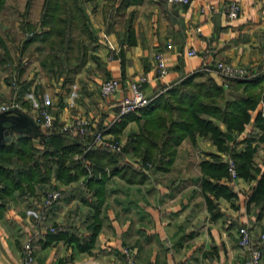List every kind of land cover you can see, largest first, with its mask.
Here are the masks:
<instances>
[{
	"label": "crops",
	"instance_id": "crops-1",
	"mask_svg": "<svg viewBox=\"0 0 264 264\" xmlns=\"http://www.w3.org/2000/svg\"><path fill=\"white\" fill-rule=\"evenodd\" d=\"M26 1L4 0L0 9L6 15L15 12L19 17L14 32L20 36L29 32V26L40 29L43 0H30L23 20ZM80 1L96 40L85 42L89 54L72 83L62 85V77L55 80L44 75L39 65L46 54L43 43L27 41L26 56L22 58L20 49L25 38L20 44L16 41L14 47L7 44L9 59L4 60V50L0 48V101L14 91L13 98L26 104L22 111L30 108V100L24 98L28 96L46 107L56 125L81 117L99 129L112 122L118 102L129 94L130 83L139 77L147 78L143 90L151 99L183 77L199 72L204 63H230L250 70L249 75L260 67L264 70V0H190L187 5L167 0ZM230 2L238 3L241 9L235 20L227 17ZM106 41L113 51L108 50ZM34 48L40 51L31 52ZM189 50L195 54L188 55ZM157 52L163 54L168 70L162 78H157ZM19 62L23 65L19 81L29 84L21 94L18 87L11 90L18 77L15 67ZM209 76L219 83L223 81L214 71ZM109 78L119 81L120 91L101 97L100 84ZM263 106L260 103L252 116ZM219 126L224 130L223 125ZM31 128L28 123L23 129ZM252 129L249 123L240 134H232L227 146L241 151L242 139ZM136 132V123L128 121L117 137L125 143ZM105 134L116 138L112 132ZM34 143L42 146L38 138ZM174 148V160L167 170L143 169L141 180L102 171L98 177L105 175L108 179L98 207L91 205L96 197L83 185L85 176L63 184L51 175L39 190L51 186L63 194L47 210L46 222L29 214L39 194L22 198L14 192L0 210V264H22L27 243L32 246L35 264H116L122 259L123 248L132 252L137 264H241L245 252L237 245V229L245 226L254 237L264 229V209L260 213L258 207L247 210L245 206L255 181L236 178L232 184L229 182L237 198H214L209 194L213 204L209 209L201 189L199 163L213 156L225 162L228 154L202 136L194 141L184 138ZM122 161L118 167L124 163L139 167L138 157L127 154ZM254 163L263 167L264 143H259ZM35 189L38 191L36 186ZM94 221L99 230L90 240L88 226ZM49 224L55 231L65 233L53 236L55 231H49ZM84 245L88 248L80 249ZM259 264H264V248Z\"/></svg>",
	"mask_w": 264,
	"mask_h": 264
},
{
	"label": "trees",
	"instance_id": "trees-1",
	"mask_svg": "<svg viewBox=\"0 0 264 264\" xmlns=\"http://www.w3.org/2000/svg\"><path fill=\"white\" fill-rule=\"evenodd\" d=\"M3 3L4 0H0V9ZM29 5L30 0H27L21 14L23 20L27 18ZM29 27L31 34L26 37L22 49L27 41L43 43L46 54L39 65L44 75L55 80L62 77V85L72 83L75 73L84 66L89 54L85 42L90 44L96 40L81 1L43 0L40 29ZM0 48L4 50V60L9 59L1 36ZM21 66L19 62L15 67L18 77L14 81L20 94L29 87L27 82L19 81L23 72ZM210 73L200 70L185 76L165 91L156 93L146 106L124 115L119 122L112 121L107 127L99 128L103 133L112 132L115 140L119 141L117 136L126 123H136L137 132L127 137L120 154L94 146L91 135L42 134L35 124L29 132H14L11 139L0 146V210L8 199L14 197V192H17V197H35L44 190L40 191L51 175L63 184L85 176L83 185L97 198L91 205L98 207L103 201L104 185L108 179L105 175H98L102 171L104 173L105 167H110V175L141 180L143 169H168L174 160L175 144L184 138L194 141L197 136H202L207 137L218 150L228 154L227 159L235 163L237 178L255 181L245 206L247 210L250 206L258 207L261 213L264 209V165H256L254 157L259 143H264V106L255 116L252 113L260 103H264V72L260 67L255 73L249 75V70L244 76L223 79L221 83L209 76ZM204 76V80L197 81V78ZM21 103L26 105L25 102ZM13 111L16 110L9 113L13 114ZM218 123L223 125L224 130ZM249 123H252L253 129L242 139V150L228 147L226 141L233 139L232 134H240ZM35 138L42 145L39 149L35 146ZM124 153L138 157L139 167L130 164L118 167ZM75 154H79L80 158L73 159ZM199 168L202 173L201 189L209 209L213 205L209 194L214 198L238 197L232 185L228 184H232L234 179L226 161L213 156L212 160H202ZM222 180L226 183H221ZM35 186L38 188L36 192ZM80 193L87 201L84 192L80 190ZM88 230V237L93 240L99 224L94 221ZM53 233V236L61 237L65 232L56 229ZM83 248L88 247H80Z\"/></svg>",
	"mask_w": 264,
	"mask_h": 264
},
{
	"label": "built area",
	"instance_id": "built-area-1",
	"mask_svg": "<svg viewBox=\"0 0 264 264\" xmlns=\"http://www.w3.org/2000/svg\"><path fill=\"white\" fill-rule=\"evenodd\" d=\"M171 3H178L182 5L189 4L190 0H167ZM241 12L240 6L236 2H230L227 7V17L230 20H235L239 17ZM105 38V36H104ZM109 51H113V46L106 41ZM194 50H189L188 55H194ZM157 78H162L167 75V65L165 58L161 52H157L154 55ZM201 70L216 72L222 79H227L235 76H244L247 74V69L239 66H235L230 63L216 62L214 65L204 63ZM264 72V70H263ZM147 78L139 77L129 85V94L122 97L118 102L116 110L113 113L112 121H120L121 118L131 112H135L139 108L146 106L149 103V97L144 93L143 85L147 82ZM12 89H16V84L13 81ZM120 91L119 81L116 78L105 79L101 82L99 87V94L101 97H107L116 94ZM26 100H30V108L26 111L31 117L32 121L40 127L44 134H50L54 132L69 134V135H91L92 144L97 147L108 149L110 152L119 154L123 148V141H116L113 137L103 133L100 129H97L89 120L81 117H75L64 124L56 125L46 107L41 106L33 98L24 97ZM10 110H23L21 101L17 98H13L7 103L0 105V112ZM26 111H22L25 112ZM80 156L75 155L74 159H79ZM229 166L230 174L233 179H236L235 163L232 159L225 160ZM136 161L133 160V163ZM104 172L109 173L107 168ZM38 198H35V208L29 210V214L36 220L48 221L47 210L52 208L55 203L59 202L62 198V190L51 186H46L44 191L39 193ZM49 231H55V227L49 224ZM237 245L240 250L245 252V256L241 261V264H259L262 257V250L264 248V229L261 230L257 236H253L252 233L245 227L240 226L237 229ZM33 249L30 244L25 245L24 258L22 264H35L33 259ZM122 259L116 264H137L132 252L128 248H123L121 251Z\"/></svg>",
	"mask_w": 264,
	"mask_h": 264
},
{
	"label": "rangeland",
	"instance_id": "rangeland-1",
	"mask_svg": "<svg viewBox=\"0 0 264 264\" xmlns=\"http://www.w3.org/2000/svg\"><path fill=\"white\" fill-rule=\"evenodd\" d=\"M7 11V10H6ZM15 14V12H13V13H10V14H8V15H6V14H4L3 13V11H0V36H1V38H2V40H3V42H4V45L7 47V44L8 45H11V46H15V43H16V41H18L19 40V44H20V42H21V40L22 39H25L29 34H31L30 33V31L29 32H27V33H23L21 36L20 35H17L15 32H14V28H15V25L18 23V21H19V17H17V16H15L14 15ZM5 28H8V29H10L9 30V32L8 33H5V32H3L2 30H5ZM12 29H13V31H12ZM4 38H3V37ZM8 36H10V37H8ZM19 46V45H18ZM15 49V48H14ZM39 48H34L33 50H31V52H33V53H37V52H39L40 50H38ZM109 50V49H108ZM26 52H27V50H23V55H21V57L23 58V57H25L26 56ZM17 57H18V55H17ZM30 68H32V67H30ZM201 80H204V78H201V77H199V78H197V81H201ZM12 87V86H11ZM11 90H13L12 88H11ZM14 95H15V93H14V91L11 93L10 92V95H9V98L8 99H5V100H1L0 101V105L2 104V103H7V102H9L13 97H14ZM100 95V94H99ZM115 139V138H114ZM121 139V138H120ZM35 146L39 149V148H41L38 144H35ZM120 153H122V151L120 152ZM119 153V154H120ZM75 155H78L79 156V154H75ZM74 155V156H75ZM126 155L127 154H125L124 153V158H126ZM74 156H73V159H74ZM128 157V156H127ZM134 161H136L137 162V160H134ZM122 162H124V161H122ZM138 163H140V162H138ZM125 164V163H124ZM127 164V163H126ZM130 164V163H129ZM105 168H107L108 170H110V167H105ZM60 183H63V182H60ZM82 185V184H81ZM58 186H60V185H58ZM61 188V187H60ZM62 193H63V191H62Z\"/></svg>",
	"mask_w": 264,
	"mask_h": 264
},
{
	"label": "water",
	"instance_id": "water-1",
	"mask_svg": "<svg viewBox=\"0 0 264 264\" xmlns=\"http://www.w3.org/2000/svg\"><path fill=\"white\" fill-rule=\"evenodd\" d=\"M9 112L10 111L0 112V146L9 141L14 132H29V129H23L27 127L28 123L32 126L35 124L31 117H28L25 112L17 110L13 111V114ZM42 134H44L43 131Z\"/></svg>",
	"mask_w": 264,
	"mask_h": 264
}]
</instances>
